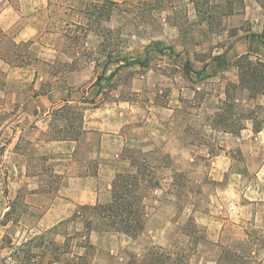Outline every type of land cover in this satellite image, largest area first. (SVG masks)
Segmentation results:
<instances>
[{"label": "rangeland", "instance_id": "1", "mask_svg": "<svg viewBox=\"0 0 264 264\" xmlns=\"http://www.w3.org/2000/svg\"><path fill=\"white\" fill-rule=\"evenodd\" d=\"M109 1L0 0V264H264V200L238 204L264 140L235 137L264 121V0ZM38 94L56 104L46 131ZM126 119L112 138L139 222L97 228L91 194H61L56 170L97 175L90 152ZM77 131L73 153L51 141ZM114 172L87 179L102 199Z\"/></svg>", "mask_w": 264, "mask_h": 264}, {"label": "crops", "instance_id": "2", "mask_svg": "<svg viewBox=\"0 0 264 264\" xmlns=\"http://www.w3.org/2000/svg\"><path fill=\"white\" fill-rule=\"evenodd\" d=\"M4 62H6V60ZM204 69H206V66L201 67L200 70H204ZM200 70L191 68L190 71H192L194 73H198ZM0 95L3 97L6 95L5 89L2 88L1 85H0ZM43 96H45L49 100V105L47 106L48 109H47V111H45L43 113V118H41V120H45V122H46L45 127H43V129L46 131V130H48V128H50V118H51L50 112L54 109L56 104L54 103L53 99H50L52 97H49L48 95L38 94L36 97H43ZM261 97H263V99H264V94H261ZM260 104H262L261 109L264 112V100L261 101ZM0 106H2V104H0ZM37 108H39V106H37ZM171 110L173 111V109H171ZM127 113H128V111L123 110V111L119 112V115H124ZM124 117H125V115H124ZM38 121H40V120H37V122ZM246 121L248 123H246L245 126L240 128L239 133L235 134V137L241 138V137H244V136H241L243 134H245L246 136H250L251 134L254 135L255 133H259L260 137L264 140V121L262 122L261 126L259 127V130L254 128V120L252 118H248ZM130 122H132V121L131 120L129 121L128 119L123 120V121L119 120V121L115 122V128L116 129L113 130V132L107 133V132L102 131L100 133V136H101L100 142H98L96 144V148H94V150L92 152H90V157H89V158H94V159L99 158L101 160L100 169L97 172V175L96 174L92 175L90 172H84V174H83L84 176H79L80 174L78 176H75L74 172L69 174V171L71 169H58V170H56V172H58V173H66L68 175L65 178V182L62 185L63 191H61V194H64L65 196L66 195L71 196L72 200L76 201L75 199H73L74 196L71 195V193H70V191H71V185L70 184H75L78 188V191H87L91 194V198L87 202V204H89V205L96 204L98 202H102V204H105L108 201H110L111 194H110L109 198L105 197L102 199L101 198L102 193L98 192L96 190V187L93 186L92 183L87 182V179H92V178L96 179L98 177V175L100 174V172H103V170H105L108 167L115 169L114 173L119 172V168H120L119 162L122 164L125 162L124 160H122L120 158V155H119V150H120V147L122 146L123 142H122V139H120L121 142H119V145H118V144H116V141L112 137H118L119 138V136H120V138H121L119 131L121 129H123V127L126 126V124H128ZM100 129H104V128H100ZM94 130H96V129H94ZM93 132L94 131L92 129L88 130L89 134H91ZM192 138L196 139V135H195V137L193 136ZM51 141H55V142L62 144L64 146H70L71 149L69 152L73 153L75 148H76L75 146H76L77 140H74L71 138H64V139H54ZM110 146H114L115 149H113L111 152H108V147H110ZM182 146H183V142H182ZM183 147H185V146H183ZM191 147L194 150H196L198 147V142L190 145V148ZM167 152L170 156H176L178 151L173 150L171 147H169ZM102 155L105 157H100ZM216 157H220V155L216 156ZM106 163H108V164H106ZM25 171H26V169H25ZM255 174L259 177V181H257L256 178L254 177L256 182L252 181V182H249L243 186V193H244V196H246V198L244 197L243 204H241V202L238 203L239 205H242L243 211H247L248 208L253 207L255 205V200L257 199L255 197L256 194L259 193V195H260L259 200L260 201L264 200V157L261 160V163L259 165V169L256 170ZM76 179L78 181H75ZM236 185H239V184H236ZM224 188L225 189L234 188V184H232V183L225 184ZM103 196H104V193H103ZM262 204L264 206V202H262ZM240 216H243L244 218H246L245 220H247V219L252 220L253 219V213H251L250 215H247V214L244 215L243 214ZM261 222H263V227H264V212L261 213ZM259 234H260L259 236L261 238H264V228L259 231ZM245 236L248 237L249 235L245 234ZM261 251H264V245L260 247L259 252H261ZM251 253H254V250Z\"/></svg>", "mask_w": 264, "mask_h": 264}, {"label": "trees", "instance_id": "3", "mask_svg": "<svg viewBox=\"0 0 264 264\" xmlns=\"http://www.w3.org/2000/svg\"><path fill=\"white\" fill-rule=\"evenodd\" d=\"M106 2L109 4L111 3L109 0H106ZM125 62V65H127V61ZM117 64L118 67L124 65L120 63ZM184 64L189 70H191L188 61H185ZM59 101L66 104L72 100L70 98H61ZM78 133V131L75 132L76 136L70 138L76 140ZM114 177L111 185L110 201L106 204H93L87 206L89 210L88 223L97 228L108 226L114 228L116 231L118 230V227H121L125 231L136 230L137 221L139 222V219H136L138 214V211L136 210V207H138L136 200L137 193L131 188L134 185L133 175H122L118 172Z\"/></svg>", "mask_w": 264, "mask_h": 264}]
</instances>
